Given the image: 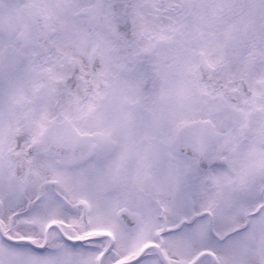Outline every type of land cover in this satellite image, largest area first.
<instances>
[{"label": "snow or ice", "instance_id": "6c2138e0", "mask_svg": "<svg viewBox=\"0 0 264 264\" xmlns=\"http://www.w3.org/2000/svg\"><path fill=\"white\" fill-rule=\"evenodd\" d=\"M0 264H264V0H0Z\"/></svg>", "mask_w": 264, "mask_h": 264}]
</instances>
